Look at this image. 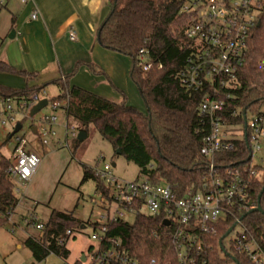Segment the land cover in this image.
Listing matches in <instances>:
<instances>
[{
    "label": "trees",
    "instance_id": "1",
    "mask_svg": "<svg viewBox=\"0 0 264 264\" xmlns=\"http://www.w3.org/2000/svg\"><path fill=\"white\" fill-rule=\"evenodd\" d=\"M186 1L110 0L109 14L98 29L97 41L102 48L130 59L129 76L145 105L144 114L125 101L113 103L81 87L70 86L67 77L49 83L58 88L59 94L48 99L49 102L67 101L66 120L75 123L81 133L86 134V129L92 126L111 145L115 155L133 164L140 175L150 178L152 184H168L179 196L198 187L206 165L199 153L206 124L197 113L203 94L186 90L178 79L190 52L189 43L182 36L188 21L181 12ZM139 50H143L153 63L147 72L138 67ZM261 58H264V3L246 65L237 76V86L224 89L232 95L226 100L228 112L238 107L257 112L264 106V72L257 66ZM158 65L160 69H157ZM0 73L24 80L35 79L36 75L17 71L3 61H0ZM49 84L26 85L20 90L0 85V99L26 100ZM247 161L246 145L241 141L235 143L233 152L216 156L217 164L236 168L248 184L249 199L255 208L257 197L264 189V177L249 178L245 171ZM9 165L10 159L0 154V228L9 223V217L19 203L14 195L15 184L7 174ZM88 179L95 181L96 191L102 190L92 168L83 166V181ZM259 206L264 211V193ZM242 222L254 237L259 239L264 235V215L252 213ZM233 224L229 220L215 225V235L207 237L211 250L205 258L211 264H230L233 262L231 257L238 264H250L245 257L236 254H229L225 260L220 256L219 242ZM43 225L39 237L29 236L23 245L37 263L51 254L65 262L68 254L64 248L68 240L65 233L72 232L73 227L80 229L84 223L53 211ZM109 236L119 238L125 252L140 264H151V261L153 264H180L168 229L159 226L157 219L139 216L132 223H117L111 227ZM74 264H80V261Z\"/></svg>",
    "mask_w": 264,
    "mask_h": 264
},
{
    "label": "built area",
    "instance_id": "2",
    "mask_svg": "<svg viewBox=\"0 0 264 264\" xmlns=\"http://www.w3.org/2000/svg\"><path fill=\"white\" fill-rule=\"evenodd\" d=\"M20 2L26 4V0ZM262 3L264 0H187L182 6L181 12L188 18L182 36L189 43L190 52L178 79L186 90L203 94L197 110L206 124L199 150L206 160L202 181L196 189L186 190L179 196L168 184H152L148 176L141 175L142 181H126L112 174L110 164L93 167L95 177L102 184V190L95 192L103 214L99 217L100 222L84 223L79 229L91 227L89 238L94 243L88 255L80 256L79 261L84 257L80 264H140L125 252L119 238L109 236L113 225L132 223L139 216L157 219L159 226L168 229L180 264H211L205 258L211 250L207 237L215 235V225L229 220L234 222L232 231L237 227L240 231L228 249L224 244L219 247L221 258L225 260L229 254H236L245 257L250 264H264V235L259 239L254 237L242 222L241 215L254 207L249 199L248 184L236 168L223 167L216 162V156L233 152L235 143L241 141L248 153L245 170L248 177H264L260 176L264 175V159L259 158L264 152V112L239 107L228 112L226 100L232 95L224 90L237 86V76L246 65L255 30L260 25ZM4 4L5 0H0V9ZM30 20H37V11H32ZM68 38L71 42L76 41L73 28L68 30ZM138 61L142 72L153 67L143 50L138 52ZM257 66L264 72V58ZM156 67L161 68L160 65ZM41 100H47L52 111L61 109L65 114L67 101L49 102L44 90L22 101L0 99V129L6 131L8 124L13 126V131L17 125L22 129L18 118L30 119V111ZM36 122L30 130L34 127L41 145L47 146L50 138L55 136L52 128L57 118L41 115ZM64 129L67 137V123ZM71 135L75 136L74 133ZM16 142L12 156L8 157L10 165L7 169L15 186L16 183L27 184L40 164L38 156L26 149L24 139L17 137ZM26 225L38 233L44 226L35 218ZM72 235L71 231L65 233L68 238ZM231 260L230 264H238L232 257Z\"/></svg>",
    "mask_w": 264,
    "mask_h": 264
},
{
    "label": "rangeland",
    "instance_id": "3",
    "mask_svg": "<svg viewBox=\"0 0 264 264\" xmlns=\"http://www.w3.org/2000/svg\"><path fill=\"white\" fill-rule=\"evenodd\" d=\"M14 1L19 2L21 7L26 6L29 2L26 0V4H23L20 0ZM27 22H32L30 14L27 17ZM3 31H0V59L3 60L5 52L10 60L12 57L19 59L18 38L14 40L9 38L13 30L5 32V34ZM39 49H41L44 59L35 62L38 70L33 66L35 60H32L31 55L27 56L25 60L31 69L28 73H39L36 79L24 80L20 77L0 73V85L11 87V89L25 88L26 85L27 87L44 85L43 83L46 82V77L43 75L46 72L43 70L44 61L46 58L54 59L55 55L52 45L47 47L43 42ZM106 52L109 55L102 59L101 66L93 64L91 68L95 71L99 70L98 72L101 73L104 72V80L108 82H102V86L113 88L111 95L107 97L120 99L117 103L126 99L125 102L128 106L144 114L146 112L145 105L129 76L130 59L113 51L106 50ZM16 69L27 70L22 66ZM43 90L48 99L59 94L58 88L51 84ZM110 98L109 100L113 101ZM260 110L264 112V106ZM41 115H54L57 118V123L52 128L55 136L50 138L47 146H42L37 135L30 130L31 126H36V119ZM18 121L21 122L22 129L14 136L10 137L13 132V126L10 124L7 125L6 131L0 129V154L11 157L17 145L16 138L21 137L27 143L26 149L38 156L40 164L33 178L27 184L16 183L14 188V195L19 203L11 221L0 228V264H74L81 255H88L90 248L94 247V243L89 238L91 227L87 226L82 231H79L78 226L72 228L73 235L68 238L64 247L68 252L65 262L51 254L44 261L37 263L23 242L29 236L38 238L39 233L34 228L28 227L26 222L35 218L38 222L45 223L53 211L70 215L80 223L100 222L99 217L103 213L98 206L99 197L95 192L96 183L92 179L83 181V166L93 168L107 163L111 166L114 165L112 174L118 179L142 181L143 177L133 164L126 162L123 157L115 155L111 145L103 140L92 126L86 129L85 138L78 141L77 136L80 133L78 126L71 120H66L61 109L52 111L48 105L36 116L27 120L18 118ZM65 123L68 127L67 137H65ZM71 133H74L75 136L73 137ZM259 158L264 159V152L259 154ZM12 230L13 233H11ZM239 231L238 227L235 228L223 240L226 249L229 248L230 242ZM18 244L20 248L16 247Z\"/></svg>",
    "mask_w": 264,
    "mask_h": 264
},
{
    "label": "crops",
    "instance_id": "4",
    "mask_svg": "<svg viewBox=\"0 0 264 264\" xmlns=\"http://www.w3.org/2000/svg\"><path fill=\"white\" fill-rule=\"evenodd\" d=\"M34 10L37 11V20L27 22V17ZM109 11L108 0H29L24 7L14 0H5L0 9V31L4 30V34L14 31L13 40L18 38L20 56L19 59L12 57L10 60L5 52L0 61L17 71L29 72L31 69L25 60L31 55L32 60H35L33 66L38 70L35 62L44 59L39 49L44 42L47 47L52 45L55 58H46L44 61L43 70L46 72L43 75L46 82L43 84L67 77L70 86L81 87L110 101L107 96L111 95L113 88L102 86V82H108L104 80V72L91 68L93 64L100 67L102 59L109 55L106 54L107 49L102 48L97 41L98 29ZM70 28L76 33L75 42L69 41ZM21 66L28 71L16 69ZM35 74L36 79L39 73ZM111 100L113 103L120 101L118 98ZM16 247L20 248L19 244Z\"/></svg>",
    "mask_w": 264,
    "mask_h": 264
},
{
    "label": "water",
    "instance_id": "5",
    "mask_svg": "<svg viewBox=\"0 0 264 264\" xmlns=\"http://www.w3.org/2000/svg\"><path fill=\"white\" fill-rule=\"evenodd\" d=\"M10 39H13L14 38V31L11 33V35L9 36ZM47 106V100H41L39 101L33 108L32 110L30 111L29 113V116L30 118L34 117L35 115H37L42 109H44L45 107ZM21 129V125H17L14 129V131L11 133L10 137L17 133L19 130ZM31 132L33 134H35V128L32 127L31 128ZM85 138V134L83 133H79L78 136H77V140L78 141H81L82 139ZM117 154H119V152H116ZM112 167H114V165H112ZM264 193V189L261 190L260 194L258 195L257 197V205L255 208L251 209L250 211H248L245 215L242 216V218H244L246 215H249V214H252V213H259L261 215H264V211L261 210L260 206H259V200H260V197H261V194ZM233 227H231L229 230H227V232L225 233V235L223 236L222 240L225 239L229 234L230 232L232 231ZM222 240H220L219 242V247L222 248ZM81 262L84 261V257H81L80 259Z\"/></svg>",
    "mask_w": 264,
    "mask_h": 264
}]
</instances>
